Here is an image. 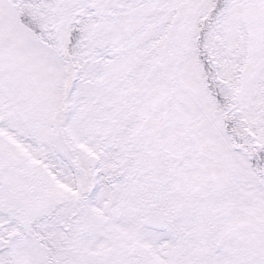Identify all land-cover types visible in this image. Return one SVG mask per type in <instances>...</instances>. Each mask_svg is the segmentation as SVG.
<instances>
[{"label": "snow or ice", "instance_id": "snow-or-ice-1", "mask_svg": "<svg viewBox=\"0 0 264 264\" xmlns=\"http://www.w3.org/2000/svg\"><path fill=\"white\" fill-rule=\"evenodd\" d=\"M0 264H264V0H0Z\"/></svg>", "mask_w": 264, "mask_h": 264}]
</instances>
